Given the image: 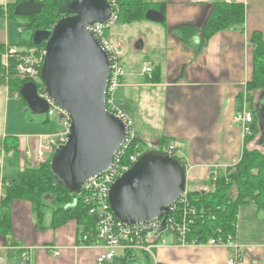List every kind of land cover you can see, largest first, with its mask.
<instances>
[{
    "label": "crops",
    "instance_id": "0c3cea01",
    "mask_svg": "<svg viewBox=\"0 0 264 264\" xmlns=\"http://www.w3.org/2000/svg\"><path fill=\"white\" fill-rule=\"evenodd\" d=\"M24 1L27 0H0V22L11 18L8 11L11 6ZM142 1L152 5L148 10L161 13L164 22L141 19L130 24L118 21L114 24L124 28L141 27L129 48L131 53L140 54V65L134 67L130 63L134 58L130 55L124 62L118 56L125 75L116 89V101L123 103L140 139L163 137L174 144L176 156H173L182 160L189 187L208 191L213 188L210 174L234 167L244 145L242 131L232 122V117L239 108V95L244 93L252 76L251 36L260 32L264 38V0H233L244 6V24L217 32L205 42L198 33L184 41L180 27L201 28L213 4L220 0ZM24 18L29 17L18 20ZM17 26L21 28L18 23ZM110 30L107 35L118 51L124 46L123 40H114ZM31 39L32 35L19 46L26 47ZM0 45L12 46L7 31L1 26ZM144 62L151 67L150 74H141ZM4 102L0 97V103ZM244 104L247 106L248 102L242 103V107ZM48 118L45 115L43 123L49 122ZM55 122L59 126V117L52 122L53 134L58 129ZM37 136L7 135L5 126L4 133L0 132V157L3 158L0 178L11 179L3 172L4 156L17 158L19 169L15 176L25 169L38 167L24 155L36 150ZM6 142L12 146H6ZM1 207L0 203V215ZM8 216L9 226L5 233L0 232L1 264H19L20 255L14 245L23 248L29 264H97L96 258L102 251L78 246L80 228L74 219L54 227L50 225L51 214L46 213L41 225H37L32 206L26 200H13ZM163 239L165 246H154L149 253L111 264H227L232 259L235 264H264V210L250 205L238 209L234 236L228 247L176 246V237L172 234Z\"/></svg>",
    "mask_w": 264,
    "mask_h": 264
},
{
    "label": "water",
    "instance_id": "95a60500",
    "mask_svg": "<svg viewBox=\"0 0 264 264\" xmlns=\"http://www.w3.org/2000/svg\"><path fill=\"white\" fill-rule=\"evenodd\" d=\"M41 8V3L27 0L14 7L13 15L30 18L39 14ZM60 12L70 15L59 19L50 29L35 30L31 42L45 43L39 78L46 97L70 120L66 143L57 147L50 159V173L56 184L74 195L87 180L110 167L124 142L126 128L105 108L108 57L88 30L93 24L109 21L111 5L107 0H71ZM145 19L164 22L163 15L155 10H147ZM37 91L33 82L18 87V95L33 116L46 113L49 107ZM255 111L260 128L256 143L264 148V89L258 94ZM63 119L59 116V121ZM185 186L184 166L174 156L147 151L111 184L108 203L113 216L127 225L162 218L158 230L161 233L165 217Z\"/></svg>",
    "mask_w": 264,
    "mask_h": 264
},
{
    "label": "trees",
    "instance_id": "16d2710c",
    "mask_svg": "<svg viewBox=\"0 0 264 264\" xmlns=\"http://www.w3.org/2000/svg\"><path fill=\"white\" fill-rule=\"evenodd\" d=\"M70 2L71 0H42L40 13L31 18H24L30 21L31 25L33 19L36 21L31 32L37 29H50L48 22L52 20L51 17L58 18L57 21L60 16L68 17L69 13H58V10ZM116 3L119 9L117 21L122 24H130L145 19L144 16L148 10L146 5H150L142 0H116ZM13 9L14 6L8 9L11 17H14ZM244 20L245 9L242 3L217 2L213 4L209 16L201 28L190 25L180 27L183 33L182 39L185 41L191 35L198 33L201 34L202 41L205 42L217 32L230 27H241ZM251 40L253 43V67L251 80L246 85V91L259 90L260 93L264 89V38L260 32H254ZM44 46V42L34 45L30 41L26 47L42 49ZM3 48L0 45V55ZM16 81H14L15 89L27 82L25 80ZM256 103L257 99L253 103L248 101V110L251 112L253 120L250 124V135L243 137L244 145L238 162L234 167L227 168L224 172H217L215 181H210L213 188L208 191L197 188L188 189V206L195 209V214L192 216L193 224L188 235L189 240L195 238L204 243L210 238H221L224 241L229 237L232 239L235 232L236 216L241 206L250 205L256 210H264V152L256 147L248 146L254 138L258 135V138L260 137V128L255 111ZM241 108L242 104L239 102L237 111ZM166 142V140L162 141L161 144ZM50 159L37 168H29L19 172L9 180L10 186L5 189V199L1 202V233H5L9 226L8 207L13 200L30 202L37 225H41L46 213H50V225L54 227L62 225L68 219H74L83 232H94L93 218L88 215L87 209L83 205L78 203L75 207H68L73 202L75 194H69L63 185L55 183L50 173ZM177 160L181 163L179 159ZM45 198L51 200V206L44 202Z\"/></svg>",
    "mask_w": 264,
    "mask_h": 264
},
{
    "label": "built area",
    "instance_id": "2783aa9c",
    "mask_svg": "<svg viewBox=\"0 0 264 264\" xmlns=\"http://www.w3.org/2000/svg\"><path fill=\"white\" fill-rule=\"evenodd\" d=\"M39 1L41 2L42 0ZM232 1L220 0V2L226 4H230ZM110 3L112 14L109 21L102 24H93L88 27V30L108 57L109 74L104 96L105 108L108 113L123 122L126 128V136L120 149L113 156L110 167L103 174L87 180L82 189L75 194V198L70 204L72 207H75L78 203L83 205L87 209L88 215L93 218L95 226L93 233H85L80 230L78 246L99 248L102 252L96 258L97 264H111L115 260L128 261L132 260L137 254L149 253V250L154 246H165L163 236L167 234H172L176 237V243L174 244L176 246L228 247L231 245L230 237L225 241L220 238H210L204 243L195 238L188 239L195 209L188 206L187 193L189 190L186 187L182 196L170 208L169 214L165 217V228L161 233H158V230L162 224V218L140 224L127 225L118 221L110 210L108 191L111 184L126 172L144 152L159 151L173 156L175 151V146L170 142L157 144V148L143 150L144 142L136 135L132 121L124 112L123 103L116 101V89L125 72L118 58L117 46L107 35V31L114 26L118 19L116 0H110ZM44 53V48L21 49L16 46H7L3 55L4 62L2 63L8 75L13 74L20 80L36 84L38 96L48 102L47 117L58 118L59 116H64L53 135L49 137L39 136L36 150L24 153L27 158L32 159L36 166L45 164L53 155L55 149L66 143L70 125L68 115L46 97L42 82H35V79L40 80L39 75ZM140 72L142 75H147L152 72V69L149 64L144 62ZM252 120V114L245 104L232 117V122L239 126L243 137L250 135ZM209 179L214 182L215 176H210ZM9 186V180L0 178V203L5 199L4 191ZM14 247L18 249L20 255L19 264H29L28 256L23 248L17 247V245H14ZM54 255L57 256L58 253L55 252ZM1 262L2 260L0 259V264ZM227 264H235V260H229Z\"/></svg>",
    "mask_w": 264,
    "mask_h": 264
},
{
    "label": "rangeland",
    "instance_id": "374dc122",
    "mask_svg": "<svg viewBox=\"0 0 264 264\" xmlns=\"http://www.w3.org/2000/svg\"><path fill=\"white\" fill-rule=\"evenodd\" d=\"M152 5H146V9L151 8ZM116 10H117V14L119 12L118 9V5L116 3ZM11 17V16H10ZM61 17V16H60ZM63 18V17H61ZM19 17H11L10 19L8 18L7 22H0V26L2 27V29L5 31H7V35L9 37V45H14L17 46L21 49H25L26 47H20L22 43L24 42H28L31 38L32 32L31 29L34 28V19L32 22V25L30 24V21L26 20V19H21L18 20ZM52 20H49L48 22V26H50V28H52V24L54 22L57 21L58 18H53L51 17ZM18 25L21 28H18ZM120 23V22H119ZM29 29V30H24L23 29ZM141 27H134V26H130L128 28H124L121 27L119 24H116L113 26V28L110 30V35L112 36V38L114 40L118 39V41H122L124 43V46L117 51L119 58L122 60V62L125 61V59L130 55L134 58V60H131L130 63L134 66L137 67V65H140L141 60H138V56L140 54L137 53H131L130 52V44H131V39H133L136 35V31L140 32ZM126 30V31H125ZM124 31V34H123ZM134 31V32H133ZM143 32V30H142ZM121 37V38H120ZM20 45V46H19ZM4 47V46H3ZM5 48H7V46H5ZM5 48H3L1 55H0V97H3L5 99L4 104L2 105L0 103V132L5 131V126H6V134L7 135H11L12 133L19 135L20 137H33V136H41V135H52L53 134V129L54 127L52 122L53 121H58L57 117H50L47 120L49 122H44L43 117H45L46 113L44 114H40L39 116H33L30 114V112L26 111L24 106L20 104L21 98L18 95V92L15 89V83L14 81L18 80V81H23L18 79L17 77H15L13 74L8 75L7 71L3 68L2 63L4 62L3 56L4 52H5ZM6 75V77H5ZM16 79V80H14ZM17 82V81H16ZM36 83H39L40 80L39 79H35ZM7 90V91H6ZM259 94V90H255V91H244V93L241 95L240 94V102L241 104L244 102H248L250 100V102H254ZM22 102V101H21ZM23 104V103H22ZM248 106V105H247ZM2 110V111H1ZM3 112V114H2ZM125 112V110H124ZM127 115V114H126ZM129 118V117H128ZM130 119V118H129ZM132 121V119H130ZM133 123V121H132ZM52 125V126H51ZM56 122L54 123V126H56ZM58 127V125H57ZM134 127V124H133ZM135 130V128H134ZM37 136V137H38ZM151 136V135H150ZM259 136V135H258ZM254 138V140L251 141L249 147L251 148H257L259 150H261L262 152H264V148H261L259 146L256 145L257 142V138ZM144 138V137H143ZM144 142L143 145V150H149L151 148H157V144H160L162 141H168L165 138H160V137H156V138H144L141 139ZM7 145L6 146H12L10 142H6ZM174 145V144H173ZM14 146V145H13ZM4 150L5 146L3 147ZM2 148V149H3ZM5 155V153H4ZM174 156H176L175 153H173ZM4 158H6L3 161V172L6 175V177L9 178H13L15 176V174L18 172V162H17V158L15 156H13V158H7V156H4ZM3 158L0 157V163L1 160ZM182 161V160H181ZM28 165V164H27ZM4 175V176H5ZM210 176H215V173H211ZM186 188L188 189H192L191 187L188 186V184L186 183ZM44 202L51 206L50 202L51 200L49 198H45ZM221 239V238H220ZM209 247H215V246H209ZM139 255V254H137Z\"/></svg>",
    "mask_w": 264,
    "mask_h": 264
},
{
    "label": "bare ground",
    "instance_id": "6f19581e",
    "mask_svg": "<svg viewBox=\"0 0 264 264\" xmlns=\"http://www.w3.org/2000/svg\"><path fill=\"white\" fill-rule=\"evenodd\" d=\"M108 2H109V4L111 5V3H110V0H107ZM112 7V6H111Z\"/></svg>",
    "mask_w": 264,
    "mask_h": 264
}]
</instances>
